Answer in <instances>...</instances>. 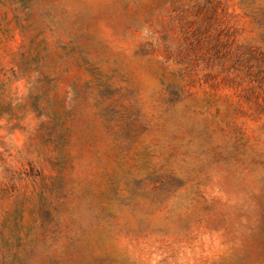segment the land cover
<instances>
[{"label":"rangeland","instance_id":"rangeland-1","mask_svg":"<svg viewBox=\"0 0 264 264\" xmlns=\"http://www.w3.org/2000/svg\"><path fill=\"white\" fill-rule=\"evenodd\" d=\"M0 264H264V0H0Z\"/></svg>","mask_w":264,"mask_h":264}]
</instances>
